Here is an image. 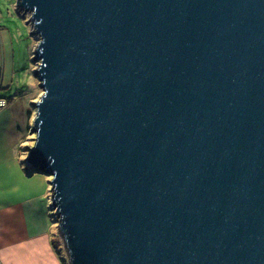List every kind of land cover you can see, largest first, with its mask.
Here are the masks:
<instances>
[{
  "label": "water",
  "instance_id": "obj_1",
  "mask_svg": "<svg viewBox=\"0 0 264 264\" xmlns=\"http://www.w3.org/2000/svg\"><path fill=\"white\" fill-rule=\"evenodd\" d=\"M39 36L25 162L69 264H264V0H17Z\"/></svg>",
  "mask_w": 264,
  "mask_h": 264
},
{
  "label": "crops",
  "instance_id": "obj_2",
  "mask_svg": "<svg viewBox=\"0 0 264 264\" xmlns=\"http://www.w3.org/2000/svg\"><path fill=\"white\" fill-rule=\"evenodd\" d=\"M14 56L12 48L0 45V94L9 100L0 109V264H64L48 213V178L28 174L26 155L18 150L30 125V103L39 93H8Z\"/></svg>",
  "mask_w": 264,
  "mask_h": 264
},
{
  "label": "rangeland",
  "instance_id": "obj_3",
  "mask_svg": "<svg viewBox=\"0 0 264 264\" xmlns=\"http://www.w3.org/2000/svg\"><path fill=\"white\" fill-rule=\"evenodd\" d=\"M22 14L23 11L18 12L17 0H0V45L4 48H12L15 54L14 68L16 71L12 81V92L8 93H16L18 91L17 89L27 90L26 92L28 94L39 93L38 98H36V100H38L43 93L42 89L40 88V82L34 73L35 69L37 68L34 58L36 47L39 42V36L34 34L32 22H28L30 13H26L25 16ZM20 85L21 87L19 88ZM7 91V89L3 90V93L5 92V95H8ZM8 105L9 102L6 101V105L0 106V109ZM35 110V107L32 105V103H30L29 116L31 121L30 125L28 126V131L23 137L22 144L24 145L18 149L20 153H27L28 147L34 144V138L36 134L32 133V123L36 113ZM22 159H24V156ZM36 175L42 174L36 173ZM44 177L48 178L47 180L50 184L49 180L51 177L48 175H44ZM43 180L45 181L44 178ZM50 194L51 192L49 195ZM48 213L50 215V220H52L51 224L57 246L59 247V252L63 257L64 264H69L67 254L62 243V238L58 234L57 223L55 222V219L52 218L50 207Z\"/></svg>",
  "mask_w": 264,
  "mask_h": 264
},
{
  "label": "trees",
  "instance_id": "obj_4",
  "mask_svg": "<svg viewBox=\"0 0 264 264\" xmlns=\"http://www.w3.org/2000/svg\"><path fill=\"white\" fill-rule=\"evenodd\" d=\"M0 98L6 99V101L9 102V100L6 97L2 96L1 94H0ZM22 155H27V153H24L23 152ZM25 168H26V172L28 174H33V175H36V173H39V174H42V175L44 174L42 172H39L40 171V168H38V167H31V166H28L27 165ZM44 175H46V174H44ZM52 218H53V216H52Z\"/></svg>",
  "mask_w": 264,
  "mask_h": 264
},
{
  "label": "built area",
  "instance_id": "obj_5",
  "mask_svg": "<svg viewBox=\"0 0 264 264\" xmlns=\"http://www.w3.org/2000/svg\"><path fill=\"white\" fill-rule=\"evenodd\" d=\"M5 105H6L5 99L0 98V106H5Z\"/></svg>",
  "mask_w": 264,
  "mask_h": 264
}]
</instances>
